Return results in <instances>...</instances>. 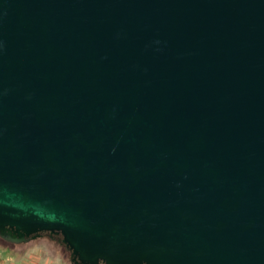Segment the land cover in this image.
Masks as SVG:
<instances>
[{"label":"water","instance_id":"water-1","mask_svg":"<svg viewBox=\"0 0 264 264\" xmlns=\"http://www.w3.org/2000/svg\"><path fill=\"white\" fill-rule=\"evenodd\" d=\"M76 264H264V0H0V237Z\"/></svg>","mask_w":264,"mask_h":264},{"label":"rangeland","instance_id":"rangeland-1","mask_svg":"<svg viewBox=\"0 0 264 264\" xmlns=\"http://www.w3.org/2000/svg\"><path fill=\"white\" fill-rule=\"evenodd\" d=\"M0 264H72L71 252L59 237L42 234L28 242L0 237Z\"/></svg>","mask_w":264,"mask_h":264},{"label":"flooded vegetation","instance_id":"flooded-vegetation-1","mask_svg":"<svg viewBox=\"0 0 264 264\" xmlns=\"http://www.w3.org/2000/svg\"><path fill=\"white\" fill-rule=\"evenodd\" d=\"M42 234H49V235H51L52 237H59L60 241L63 242V240H62L63 236H62V234H60V233L42 232V233H40L38 236H40V235H42ZM71 261H72V260H71ZM72 264H76V263H75L74 261H72Z\"/></svg>","mask_w":264,"mask_h":264}]
</instances>
